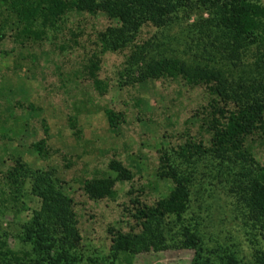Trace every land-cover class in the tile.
Instances as JSON below:
<instances>
[{"label": "rangeland", "instance_id": "374dc122", "mask_svg": "<svg viewBox=\"0 0 264 264\" xmlns=\"http://www.w3.org/2000/svg\"><path fill=\"white\" fill-rule=\"evenodd\" d=\"M199 15L198 9H192L185 17L178 13L169 28H141L140 38L151 42L150 55H156L153 59L162 54L186 65L195 61L201 64L199 57L204 56V51L194 46L196 34L187 26ZM108 23L101 13H70L55 32H47L41 40H29L23 45L7 36L8 22L3 27L6 33L0 40V191L3 189L0 198L6 199L0 206L3 240L11 249H18L20 244L15 235L39 204L38 197L30 191L29 180L25 181L18 200L13 203L8 199L1 173L12 166L13 159L19 158L31 169H51L61 181L63 192L71 197L75 227L81 235L78 248L67 251L75 264H89L87 258L99 264H190L192 250L175 246L139 247L127 256L129 263L123 260L124 255L116 260L108 256L107 228L126 232L134 225L129 215L130 199L138 197L152 204L170 188V182L156 174L158 156L165 150L170 163L190 175L188 214L194 213L207 237L232 242L240 255L249 252L250 238L253 244H264L262 237L252 236L253 231L243 228L236 218L234 198L227 192L226 182L240 179L241 175L211 169L214 161L206 158L190 166L173 153L185 132L194 134L198 129L195 113L204 104L203 88L188 85L180 77L164 76L125 85L127 79L117 71L126 50L102 52L96 43V34ZM254 51L252 47L242 52L239 62L223 59L209 63V68L222 69L229 79L249 82L252 75L247 71L257 70ZM92 53L100 59L98 77L106 84L102 94L81 75L82 64ZM106 108L123 115V122L115 131L108 128ZM68 115L75 118L80 129L78 138L68 127ZM40 139H45L48 148L45 157L30 148L31 143ZM251 154L264 165L263 148L253 145ZM111 159L126 167L131 178L115 181L112 199H88L79 188L80 181L86 177L113 176L107 169ZM232 170L239 171L238 164Z\"/></svg>", "mask_w": 264, "mask_h": 264}, {"label": "trees", "instance_id": "16d2710c", "mask_svg": "<svg viewBox=\"0 0 264 264\" xmlns=\"http://www.w3.org/2000/svg\"><path fill=\"white\" fill-rule=\"evenodd\" d=\"M192 9H198L200 15L187 26L196 34L194 46L204 51L199 57L202 65L198 61L186 65L162 54L153 59L156 55H150L151 42L140 38V29L169 28L178 13L185 17ZM70 13H101L109 21L96 34V43L102 52L126 50L117 71L127 79L125 85L164 76L180 77L188 85L203 88L204 104L195 113L198 129L194 134L185 132L173 153L190 166L206 158L214 161L211 169L241 175L226 182L227 192L234 198L236 218L243 228L253 231L252 236L262 237L264 243V165L251 154L253 145L264 150V0H0V40L6 36V22L10 26L7 36L13 41L23 45L41 40L47 32H55ZM252 47L257 70L247 71L252 75L249 82L229 79L222 69L209 68V63L223 59L239 62L241 53ZM99 64L100 59L92 53L82 64L81 75L102 94L106 84L98 77ZM104 115L111 131L123 122L121 112L106 108ZM67 123L78 138L81 132L72 115L67 116ZM30 148L42 157L49 154L45 139L31 143ZM234 164L239 171L232 170ZM107 169L114 175L80 181L79 188L88 199H112L115 181L131 178L130 171L115 159L108 161ZM156 174L170 182L168 191L152 204L138 197L130 199L129 215L134 225L128 231L107 228L108 256L112 260L124 255L123 260L129 263L127 256L139 247L175 246L192 250L190 264H264V244H253L250 238L249 252L240 255L232 242L206 236L194 213L188 214L190 175L170 163L165 150L158 156ZM26 180L39 204L15 235L18 249H11L0 234V264H75L67 251L78 248L81 235L75 227L71 197L63 192L61 181L51 169H31L16 158L1 173V182L13 203L23 195ZM5 200L0 198V206ZM86 260L99 264L91 258Z\"/></svg>", "mask_w": 264, "mask_h": 264}]
</instances>
